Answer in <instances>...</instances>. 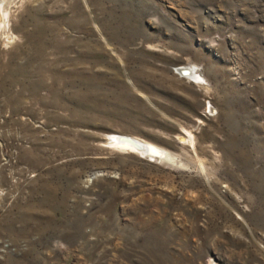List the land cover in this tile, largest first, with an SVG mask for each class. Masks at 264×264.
Returning <instances> with one entry per match:
<instances>
[{"label":"rangeland","instance_id":"obj_1","mask_svg":"<svg viewBox=\"0 0 264 264\" xmlns=\"http://www.w3.org/2000/svg\"><path fill=\"white\" fill-rule=\"evenodd\" d=\"M4 5L0 264H264V0Z\"/></svg>","mask_w":264,"mask_h":264},{"label":"bare ground","instance_id":"obj_2","mask_svg":"<svg viewBox=\"0 0 264 264\" xmlns=\"http://www.w3.org/2000/svg\"><path fill=\"white\" fill-rule=\"evenodd\" d=\"M8 0H0V27L3 29L5 27L6 15L4 13V7ZM178 73L180 77L185 79H190L192 82H197L198 84L205 81L202 74L194 67H180L178 68ZM112 134L110 138H107V144L113 148L124 149L144 156L149 155L151 157H164L165 153L159 150L155 145L147 141H144L136 136L122 133H110ZM109 134V135H110ZM191 136V135H190ZM192 140V138L190 137Z\"/></svg>","mask_w":264,"mask_h":264}]
</instances>
